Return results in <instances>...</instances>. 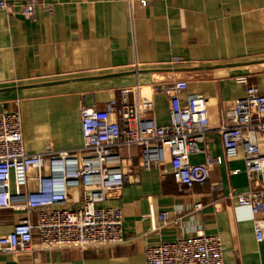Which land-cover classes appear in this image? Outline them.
<instances>
[{
	"label": "crops",
	"instance_id": "obj_1",
	"mask_svg": "<svg viewBox=\"0 0 264 264\" xmlns=\"http://www.w3.org/2000/svg\"><path fill=\"white\" fill-rule=\"evenodd\" d=\"M10 1L13 14L0 11V113H20L27 153L80 149L81 106L104 111L122 89H132L137 109L151 100L143 116L166 126L169 98L155 87L184 80L181 103L202 97L195 112L211 128L190 163L215 162L209 180L188 189L174 181L169 159L146 171L142 146L122 147L127 182L105 205L123 212L124 244L47 250L35 241L30 253H0V264H146L148 246L198 233L221 238L224 264H264V231L262 242L254 231L264 213L232 198L251 185L242 153L226 158L218 132L234 101L245 97L241 78L264 95V0H42L50 11L38 8L34 21L21 15L23 0ZM175 59L182 64L172 65ZM36 188L31 181L29 189ZM83 192L69 189L71 207L80 206ZM163 213L171 222L157 231ZM27 218L37 222L25 211H0V237Z\"/></svg>",
	"mask_w": 264,
	"mask_h": 264
},
{
	"label": "built area",
	"instance_id": "obj_2",
	"mask_svg": "<svg viewBox=\"0 0 264 264\" xmlns=\"http://www.w3.org/2000/svg\"><path fill=\"white\" fill-rule=\"evenodd\" d=\"M146 6V2H142ZM16 3L0 0V11L12 15ZM26 21H34L36 11L50 6L42 0H23L18 5ZM182 64L175 59L172 65ZM245 97L234 101L223 125L218 128L224 156L235 158L241 152L245 174L251 185L246 193L233 194L239 205L254 215L264 213V95L245 77L240 79ZM188 83L177 80L155 87L169 98L170 121L159 126L143 113L153 108L151 100L140 109L132 105V89L120 90V98L110 101L104 111L82 105L80 108L83 145L74 151H58L47 146L38 154L24 148L22 120L18 111L0 113V211H25L37 215L34 223L19 221L10 234L0 237V253H30L37 241L43 249L87 251L120 246L124 240V215L121 209L105 205L111 194H120L125 185L120 151L122 147L143 148L142 168L146 171L169 159L174 181L180 187L204 185L214 166L211 157L199 166L190 157L201 153L200 144L211 130L206 119L195 112L202 97L191 96L183 105L180 93ZM115 116L116 121L110 120ZM35 177L31 178V173ZM35 181L36 190L29 189ZM83 186L78 208L70 205L69 189ZM195 204L193 210L201 211ZM157 231L171 219L160 215ZM258 242L263 241L264 218L254 222ZM146 264H224V248L219 236L198 233L193 238L159 242L145 250Z\"/></svg>",
	"mask_w": 264,
	"mask_h": 264
}]
</instances>
